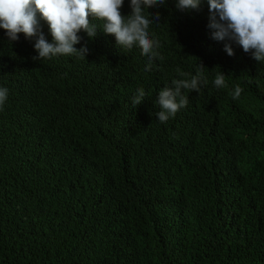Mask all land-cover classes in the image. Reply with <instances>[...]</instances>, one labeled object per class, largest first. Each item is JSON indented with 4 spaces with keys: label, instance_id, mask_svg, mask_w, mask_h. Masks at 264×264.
I'll return each mask as SVG.
<instances>
[{
    "label": "trees",
    "instance_id": "16d2710c",
    "mask_svg": "<svg viewBox=\"0 0 264 264\" xmlns=\"http://www.w3.org/2000/svg\"><path fill=\"white\" fill-rule=\"evenodd\" d=\"M176 2L147 9L163 56L147 72L101 21L79 33L86 60H33L34 39L0 29V264H264V63L212 38L207 0ZM200 65V91L159 122V90Z\"/></svg>",
    "mask_w": 264,
    "mask_h": 264
},
{
    "label": "clouds",
    "instance_id": "9594fccd",
    "mask_svg": "<svg viewBox=\"0 0 264 264\" xmlns=\"http://www.w3.org/2000/svg\"><path fill=\"white\" fill-rule=\"evenodd\" d=\"M166 0H129L131 9L124 15L121 9L124 0H0V29L5 30L8 41H18L19 34L26 39H34L37 53L33 60L51 59L56 56H76L85 59L88 54L87 43L76 48L82 37L95 39L98 26L94 20L101 21V30L106 35L115 37L116 46L123 50L133 47L140 49L147 57L144 71H151L156 60H163L158 49L160 42L149 35V27L158 23L160 14L155 16L147 11L159 7ZM209 6V24L212 38L223 41L224 51L233 56L232 43L241 47L252 58L264 63V0H207ZM201 0H177L176 7L183 10H199ZM43 20L51 35L49 42L42 29ZM203 65L195 75L176 69L179 78H174L170 86L162 87L155 103L159 106L156 117L166 123L189 103L187 92H199L203 76ZM207 82L206 80L204 81ZM214 86L217 89L227 88L226 76L218 71L215 74ZM243 89L237 84L230 92L233 99H239ZM8 89L0 87V107L7 99ZM146 96L145 89L140 87L132 98L133 106L140 105Z\"/></svg>",
    "mask_w": 264,
    "mask_h": 264
}]
</instances>
